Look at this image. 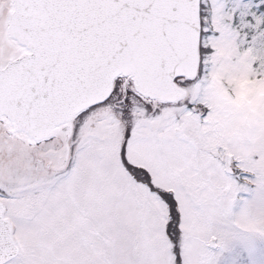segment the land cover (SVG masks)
Here are the masks:
<instances>
[{
  "label": "snow or ice",
  "instance_id": "snow-or-ice-1",
  "mask_svg": "<svg viewBox=\"0 0 264 264\" xmlns=\"http://www.w3.org/2000/svg\"><path fill=\"white\" fill-rule=\"evenodd\" d=\"M224 65L264 80V0H0V264H258Z\"/></svg>",
  "mask_w": 264,
  "mask_h": 264
},
{
  "label": "rangeland",
  "instance_id": "rangeland-1",
  "mask_svg": "<svg viewBox=\"0 0 264 264\" xmlns=\"http://www.w3.org/2000/svg\"><path fill=\"white\" fill-rule=\"evenodd\" d=\"M216 82L217 95L222 106L236 114L233 121L236 130L249 127L253 123L264 125V80L251 77L246 67L231 69L224 65L216 77ZM228 89H231V94ZM237 255L238 246L236 250L226 253L221 264H233V257ZM256 258L258 264H264V241L258 242ZM240 259L241 264H246V257Z\"/></svg>",
  "mask_w": 264,
  "mask_h": 264
}]
</instances>
